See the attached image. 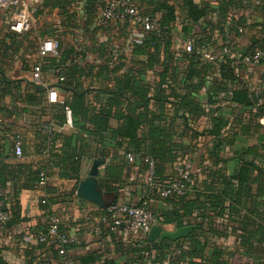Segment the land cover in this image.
Instances as JSON below:
<instances>
[{
    "label": "trees",
    "instance_id": "1",
    "mask_svg": "<svg viewBox=\"0 0 264 264\" xmlns=\"http://www.w3.org/2000/svg\"><path fill=\"white\" fill-rule=\"evenodd\" d=\"M216 1L218 20L215 23L205 22L207 30L203 28L200 33L192 34L194 37L192 50L185 53L184 61L187 64L184 70H178L173 49L171 24L176 20V8H181L188 21L196 23L208 13L207 2L200 5L194 0H179V4L170 3L168 0H155L150 4L152 11L144 14L154 18L156 28L146 31V39L140 44L131 45L129 53L113 44L107 46V42H97L98 55L104 56L100 63L86 61L84 55L87 56L85 52L88 49L79 36H73L72 41L65 44L63 38L69 33H63L59 38L61 43L57 49L58 55H45L39 61L42 72L52 73L55 77V82L50 84L59 89L58 97L61 102L48 104L50 111L48 123L52 124L54 130L45 134L41 131L43 124L39 126L38 141L34 144L33 157L30 159L28 157L14 159L9 153L0 152L6 159L0 163V190L3 192L11 185L21 194L25 190L43 186L44 184H39L41 176L78 181L83 160L99 159L105 162L110 148L113 147L121 148L125 153L138 155L143 162L145 157L153 159V178L160 184L177 178L180 134L173 118L176 117L178 110H184L193 117L207 115L211 123L209 132L218 136L221 127L225 125L224 118L217 113L216 96L220 92L231 90V100L244 105L252 104L247 96V88L242 87L233 73L232 61L218 59L207 62L202 56V51H208L213 45L209 29L217 27L229 31L245 22L243 16H235L234 9L242 7L243 4L264 8V2L257 5L252 0ZM49 2L50 0H44L41 7ZM95 4L101 6L103 2L86 0V5L83 6L86 19L79 24L74 22L76 28L84 32L102 29L95 22L98 14ZM41 14L42 8L39 9L37 18ZM257 26L254 24L248 27L255 29ZM1 28L7 31L6 41H0L3 59L17 55L26 40L30 42V47L33 49L36 47L37 36L31 35V28L21 34L8 31L2 22ZM183 30L188 32L189 27L185 25ZM72 31L74 30L70 33H74ZM263 32L262 27L260 33ZM223 41L224 45L232 48L231 39L223 38ZM76 48L82 49V52L75 51ZM256 49L264 50V39L259 36L254 38L253 45L241 55L240 60L245 54ZM2 66L4 63L0 60V97L10 95L12 89H20V81L8 79ZM155 67L159 70L156 72L157 82L152 87L143 82L141 76L145 70H153ZM112 73H115L113 85L102 89L107 95L105 99L103 101L97 99V105H90L86 100L89 86H83L82 79L98 78ZM214 73L219 77L214 80L209 90L207 103L202 105L197 99V92L205 78ZM235 79L238 82L235 84L236 88L233 85ZM228 83H231L232 88L230 85L228 87ZM178 84L184 87L183 93L177 92ZM45 94L46 89L43 86L32 83L19 97L27 104L40 105L45 101ZM258 96L264 97V94ZM150 104L154 107H150ZM64 107L70 109L74 127V132L67 135L55 130V126H61L66 121ZM261 112H264L263 106L258 113ZM16 136L20 135L16 134L14 141ZM226 139L218 138L214 151H217ZM121 167L120 164L111 163L105 167L102 187L106 191H117L116 183L120 178ZM249 169H251L249 166L241 169L236 177V183L227 178L215 179V183H220L218 188L210 183L204 191H197L196 185H190L185 194L171 195L163 199L158 197L172 202L170 209L161 212V219L156 216L160 222L174 223L176 227L188 225L192 230L176 241L165 239L160 245L156 243L153 245L166 249L171 244H178L181 239L186 240L187 247L176 253V259H201L197 263L188 261V264H264V170H260L262 176H256L251 180L255 183V187L252 188L247 183ZM45 188L47 189L46 186ZM147 188L144 185V189ZM191 192L193 196L188 198ZM153 195L155 194L150 193V197ZM0 198L3 199V194ZM52 203V199H41L42 210L48 215L47 223L42 228H46L50 218L54 216L50 209ZM104 212L103 208L102 216ZM217 219L226 220V224L221 223L222 227L218 228L214 222ZM37 230L39 229L32 231ZM227 231L236 238L237 244L233 249L212 242L214 237L226 236ZM77 233L81 237V244L83 233L82 231ZM74 246L78 245L71 247ZM206 248H209L207 254Z\"/></svg>",
    "mask_w": 264,
    "mask_h": 264
},
{
    "label": "crops",
    "instance_id": "2",
    "mask_svg": "<svg viewBox=\"0 0 264 264\" xmlns=\"http://www.w3.org/2000/svg\"><path fill=\"white\" fill-rule=\"evenodd\" d=\"M142 13L152 11L151 3L155 0H133ZM170 3L179 4V0H168ZM197 4L207 2L208 13L199 22L193 23L187 20L181 8H176V20L171 24L176 54V65L184 70L186 62L184 56L186 51L184 45L188 42L192 44L193 35L200 33L206 27L205 22L218 20L216 0H194ZM243 4V3H242ZM86 0H50L49 3L42 5V14L52 19L53 32L37 30L36 22L31 27V35L35 34L36 47L32 53L12 58H2L0 50V60L5 76L10 80H19V90L12 89L10 95L0 97V152L10 154L14 159L23 157L30 159L33 157L34 144L38 141L39 126L50 120L49 106L45 94V101L40 105H30L22 100L21 94L24 93L31 84H37L31 77V66L39 56L38 48L44 38L48 35L58 37L60 33H70L75 30L74 22L86 19L83 6ZM99 9V4H95ZM235 16L244 17V23L236 26L233 30L223 31L219 28L209 29L210 39L213 45L208 51H214L217 46H223V38L233 41L230 52L221 56V60H231L234 67V74L242 87L247 88L248 98L252 101L251 105H244L233 101L226 92H220L217 98V113L224 118L225 125L221 127L219 135L209 132L211 123L207 115L193 117L184 110H178L176 117L173 118L177 125L180 136L178 161L187 160L191 165L190 185H196L197 191H204L211 183L218 188L219 180L222 178L230 179L236 183V177L243 167L249 166L247 183L255 187L251 180L256 176H262L260 170H264V112H260V107H264V97L258 96L252 90L253 86L264 76V66L250 67L243 64L240 60L241 55L252 45L256 37L264 39V8L247 6L234 9ZM38 19V18H37ZM257 24V28L252 29L248 26ZM189 27V31L183 30L184 26ZM78 28V27H77ZM35 29V30H34ZM33 30V31H32ZM7 31L1 28L0 21V41H6ZM147 32L139 26L134 25L129 20L111 23L107 28H100L95 32H85L82 42L88 49L87 56L84 58L89 63H100L104 56L98 55L97 42H107V46L112 44L126 53L131 51V45L140 44L146 39ZM82 49L76 48L75 51ZM58 55V54H57ZM56 56V55H55ZM207 62H212L204 58ZM157 70H145L141 76L143 82L150 86L157 82ZM113 74L101 75L98 78H83V86H89L86 100L92 106L97 105V99L104 100L107 96L102 90L113 85ZM117 75V74H116ZM47 83L54 82L55 77H50V73H43ZM219 75L214 73L207 76L197 92V99L202 105L208 101V93L213 82ZM237 79L233 82L238 83ZM180 84V83H179ZM177 85V92L183 93L184 87ZM232 88L231 83L227 84ZM239 88V85H237ZM236 88V87H235ZM97 90V91H95ZM150 107H154L150 104ZM207 110V108H205ZM254 116V117H253ZM115 125V122L112 121ZM38 130V131H37ZM56 132L70 134L74 132L71 124L64 122L61 126H55ZM13 134V136H12ZM19 134L22 153L19 157L14 154V136ZM234 134V135H232ZM7 139H5V137ZM218 138H227L220 144L219 149L214 151V145ZM230 140V141H228ZM98 147H100L98 145ZM111 147V146H109ZM216 153V156H215ZM6 159L0 155V163ZM91 159H85L81 163L80 178L75 180H61L47 177L43 186H37L23 191L21 194L14 186H7L2 194L6 207L11 212L9 220L0 228V264H47L48 262H60V258L54 246H44L36 241L24 243L21 240L22 231L25 229H40L47 223V217L41 207V199H52L50 206L51 214L59 219V230L63 232L82 231L83 241L80 245L70 247L67 250L66 258L75 264H188L200 262V258L176 259V253L187 246L186 240H180L178 244H171L168 248H159L153 245H160L167 238H157L149 240L148 234L134 235L123 231H109L105 227L104 216H102L103 206L83 199L76 194L79 181L87 177ZM120 164L121 173L119 181L116 183L117 191L108 192L102 187V181L106 173L105 167L109 164ZM99 173L96 177V187L102 195L105 204L108 203H138L144 190L143 178L145 176L144 162L140 156L133 153H125L121 148H110L109 156L105 162L99 166ZM264 176V175H263ZM47 187V189L45 188ZM195 191V190H194ZM188 198H192V192ZM150 208L155 217L161 219V212L172 207L170 200H161L158 196H151ZM156 217V223L166 231L175 228L174 223H162ZM218 228L221 223L226 224V220L217 219L214 221ZM97 225L100 233H90L89 227ZM231 225V223L229 224ZM150 231V230H149ZM228 232V231H227ZM183 238V237H181ZM180 239V238H178ZM176 239V240H178ZM169 241H176L170 240ZM212 242L218 246H226L233 249L236 244L234 234L214 237ZM206 254L209 248L205 250Z\"/></svg>",
    "mask_w": 264,
    "mask_h": 264
},
{
    "label": "built area",
    "instance_id": "3",
    "mask_svg": "<svg viewBox=\"0 0 264 264\" xmlns=\"http://www.w3.org/2000/svg\"><path fill=\"white\" fill-rule=\"evenodd\" d=\"M44 0H0V21L5 28L15 34H21L28 31L33 22L38 17V11ZM254 4H263L264 0H252ZM103 4L98 9L95 18L97 25L107 28L111 23L129 20L134 25L139 26L145 31L156 28V21L148 14L142 13L133 0H102ZM59 42L56 38H44L38 48L40 56L57 54ZM184 50H192L190 42L184 45ZM231 48L227 45L219 46L214 51H202L203 58L216 61L225 53L230 52ZM243 64L250 67L264 66V50L256 49L252 53L245 54L242 57ZM31 77L39 85L46 89L47 100L50 103L61 102L58 97L59 89L56 86L47 83L44 80L40 62L36 61L31 66ZM255 94H264V76L252 88ZM231 96V90L227 91ZM66 122L71 124V112L68 107H64ZM54 130L51 123L42 125V133L49 134ZM14 154L19 157L22 153L19 136L15 137ZM145 176L143 183L148 187L144 189L138 203H119L114 202L107 205L104 210V223L109 231H123L134 235H145L156 223V217L150 208V193L163 199L171 195L185 194L190 188L191 165L187 160H180L177 163L178 177L160 184L153 178L154 161L150 157L144 158ZM45 177L41 176L39 184L45 183ZM0 196L2 191L0 190ZM11 217L10 210L6 207L2 198H0V228ZM59 219L57 216L50 218L48 226L37 231L25 229L22 231L21 240L24 243L36 241L44 246H54L56 254L62 258L60 262L52 261L47 264H75L72 260L66 258L68 248L73 245H79L81 237L77 231L63 232L59 230ZM90 233H100V227L97 225L89 227Z\"/></svg>",
    "mask_w": 264,
    "mask_h": 264
},
{
    "label": "water",
    "instance_id": "4",
    "mask_svg": "<svg viewBox=\"0 0 264 264\" xmlns=\"http://www.w3.org/2000/svg\"><path fill=\"white\" fill-rule=\"evenodd\" d=\"M104 161L99 159H94L89 167L87 177L81 179L76 188L77 196L89 200L93 203L103 206L105 208L108 204H105L102 195L96 187V177L99 173V166L103 164ZM113 203V202H112ZM192 230L191 226L184 225L175 228L172 231L163 230L157 223H154L150 228L148 238L153 241L157 238H167L170 240H176L181 237H185Z\"/></svg>",
    "mask_w": 264,
    "mask_h": 264
},
{
    "label": "rangeland",
    "instance_id": "5",
    "mask_svg": "<svg viewBox=\"0 0 264 264\" xmlns=\"http://www.w3.org/2000/svg\"><path fill=\"white\" fill-rule=\"evenodd\" d=\"M34 22H36V28L37 30L40 29V31H46L48 33H52L53 32V22H52V19H49L47 18L45 15L43 16H40L38 19H36ZM78 24L79 23H82L81 21L77 22ZM35 30V29H34ZM74 33H69L66 35L65 38L61 37V39L63 38L64 39V43L67 44V43H70L72 40L71 38L75 35L80 36V37H83L85 32L79 28H76L74 31H72ZM52 35H48L46 37H51ZM60 36H62V33H60V35H58V37H52V38H56L58 40L59 43L60 42ZM30 42L28 40L25 41V44H23V46L20 47L18 53H17V56H19L20 54H23V55H26V54H29L30 52L32 53L33 51V47H30L29 46ZM42 59V56H38V58L36 59V61H41ZM52 73H50V77H52ZM54 82H55V79H54Z\"/></svg>",
    "mask_w": 264,
    "mask_h": 264
}]
</instances>
